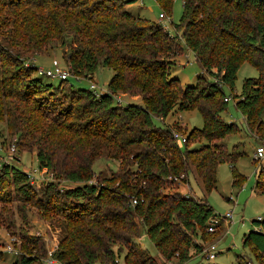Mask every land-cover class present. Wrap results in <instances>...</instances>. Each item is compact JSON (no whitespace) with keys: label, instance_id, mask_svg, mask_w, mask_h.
Listing matches in <instances>:
<instances>
[{"label":"trees","instance_id":"obj_1","mask_svg":"<svg viewBox=\"0 0 264 264\" xmlns=\"http://www.w3.org/2000/svg\"><path fill=\"white\" fill-rule=\"evenodd\" d=\"M128 1L0 0V13L22 50L44 52L61 45L67 48L65 61L79 75L114 71L108 91L98 96L91 88H75L70 79L44 83L41 76L32 77L34 69L24 67L21 55L7 58L12 70L0 79V121L22 135L26 146H37L39 167L55 177L37 184L17 166H0V184L9 178L18 192L20 215H0V225L9 228L20 219L21 239L37 250L33 257L19 255L17 264H42L47 255L43 238L24 229L28 204L58 215L46 217L60 230L52 257L63 264H117V243L128 250L127 264H162L136 244L142 232L165 260L183 263L191 250L205 253L197 239L208 231L214 208L206 196H193L180 186L193 173L209 193L218 187L219 165L234 168L245 154L228 149L225 139L241 129L223 117L229 103L224 88L234 91L244 62L259 76L246 78L241 93L231 97L249 129L264 139V0H182L183 13L175 24L182 39L131 13ZM158 1L166 10L173 2ZM181 40L204 71L195 85L171 76L183 51ZM45 90L58 94L41 96ZM119 91L141 97L142 104L123 105ZM190 109L199 110L204 124L186 134L184 145L173 135L180 125L162 128L154 122V117L165 120ZM104 157L119 165L111 180L118 186L89 182L94 163ZM256 174V191L264 193V166ZM234 176L239 186L246 178L236 170ZM62 180L75 185L61 189ZM10 201L0 197V204ZM253 223L243 245L264 260V217Z\"/></svg>","mask_w":264,"mask_h":264},{"label":"rangeland","instance_id":"obj_2","mask_svg":"<svg viewBox=\"0 0 264 264\" xmlns=\"http://www.w3.org/2000/svg\"><path fill=\"white\" fill-rule=\"evenodd\" d=\"M128 1V0H124ZM127 9L134 15L146 18L151 21L158 22L159 15L166 13L170 18L162 21L164 27L172 34L179 35L182 39V34L175 28L183 13V1L173 0L170 9H165L163 4L158 0H143V1H128ZM167 11V12H166ZM6 16L0 13V79H6L9 70H12L10 62L7 58L10 54L21 55L19 59L24 60V67L34 69L32 77L41 76L38 74L39 68L49 69L55 60L59 61L69 72L70 80H68L75 88H90L95 84L99 92L108 91V83L114 73L108 68H100L92 75H79L72 66L65 61L63 55L67 51L66 47L58 45V47H50L46 51H24L16 46V39L12 33L10 26L5 23ZM183 47L182 53L178 57L176 66L171 69V76L179 78L183 85H195L197 78L203 74V68L196 60L194 53L187 47L184 40H181ZM36 66L37 68H34ZM259 72L257 68L252 66L249 62H244L238 71V77L234 91L229 87H225L226 94L230 97L234 93H241L244 80L248 77H258ZM44 83H53L58 85L60 79H52L46 76H41ZM58 92L48 93L47 90L41 92V96H48L56 98ZM118 97L123 99L122 104L135 103L142 104V98L139 96H131L127 93L119 91L116 93ZM40 96V97H41ZM61 97L62 94H59ZM225 120L235 122L239 125L241 132L232 134L225 139V143L230 151H243L245 154L241 156L235 163L233 168L230 163H222L218 167V187L212 189L209 193L206 192L202 183L195 174L190 173L189 183H181L180 190L189 193L193 196H206L208 202L213 206L215 214L218 219L228 213L233 214L232 220L222 221L219 224L216 232L210 234L204 230L202 236L197 241L204 247L205 253L195 252L191 250V257L186 262H180L177 258L170 261L165 260L158 252L154 243L149 239L147 234L142 232V237L136 239V244L139 247L146 248L150 253L158 259L162 264H264V260L256 249L250 250L249 247H244L243 236L254 228L253 220L264 216V193H257V174L259 163L254 159L255 150L258 145L264 142V139H259L262 134L258 130L251 131L246 124L243 114L236 108L235 100L230 99L228 109L223 113ZM0 121V166L1 164H10L21 168L27 173L36 175L34 182L37 184L45 183L47 181L55 180L53 173L49 172L47 168L39 167V160L37 157V146H26L20 135L14 134L5 122ZM154 122L158 127L177 126L180 125L181 130L177 132L186 135L194 128L203 127V118L199 110L190 109L181 113H171L165 120L154 117ZM181 131V132H180ZM191 140L190 145L197 143ZM23 144V145H22ZM234 170L237 173L244 175L246 178L242 185H234L235 176ZM94 175L89 182L101 186L112 188L118 186L117 181L113 180L115 172L119 171L117 162L107 158L98 159L93 165ZM74 182L67 180L60 181L59 187L61 189L74 186ZM0 197L11 200L9 203L0 204V215L7 216L9 211L13 216H20L16 210L19 202L18 192L10 184L9 178H5L4 182L0 184ZM26 206V205H25ZM25 214L28 216L25 230L30 234L40 236L43 238L47 249V255L42 261V264H63L57 259L50 262L49 254L55 253L58 247V240L60 235L59 229L52 227L51 221L46 216H58L54 213H48L34 205H27ZM58 218V217H55ZM21 222L16 219L12 227L6 228L0 225V264H17V260L21 255L33 257L37 250L33 246H29L21 239ZM24 230V231H25ZM217 246V256L214 259H209L206 251L210 245ZM12 247V253L8 251V247ZM27 248H32L27 249ZM115 260L117 264H127L125 256L128 250L125 246H120L119 243L113 245ZM20 255V256H19ZM241 258V260H240ZM257 259V260H256Z\"/></svg>","mask_w":264,"mask_h":264},{"label":"built area","instance_id":"obj_3","mask_svg":"<svg viewBox=\"0 0 264 264\" xmlns=\"http://www.w3.org/2000/svg\"><path fill=\"white\" fill-rule=\"evenodd\" d=\"M138 1H140V0H138ZM141 1H143V0H141ZM169 18L170 17L166 13L163 12L159 15L158 23L163 25L162 21L165 19H169ZM163 27H164V25H163ZM38 74L41 76H46V77L52 78V79H60V80L70 79L69 78L70 74L67 71V69L64 66H62V64L57 60H55L53 62V65H51V67L49 69L39 68ZM90 88L96 93V95L100 96L102 94V92L98 91V88L96 87L95 84H92ZM231 98H232L231 96L230 97L227 96L225 100L230 101ZM117 99L119 101H122L121 97L117 96ZM173 135H174V138L177 140L179 145H184V143L187 141L186 135H183L177 131H174ZM254 159L259 163L260 167L264 166V142L260 143L258 145V147L256 148L255 154H254ZM28 176L30 177L31 182H33V183L38 182V180H36L35 173L32 174L29 172ZM133 203H136V201H133ZM263 217L264 216H262V217L260 216V217H258V219H262ZM232 219H233V214H231V213H228L227 215L223 216L222 219H218L217 215L213 216L209 221L208 232H213L215 230L216 226H218L217 224H219L220 222L226 221V220H232ZM217 249L218 248L215 244L210 245L209 249L206 251L207 257L209 259L216 258L217 253H218ZM8 251H10L12 253V251H14V249L9 246ZM52 255H53V253L49 254V256H50L49 259H51L50 262H54Z\"/></svg>","mask_w":264,"mask_h":264}]
</instances>
